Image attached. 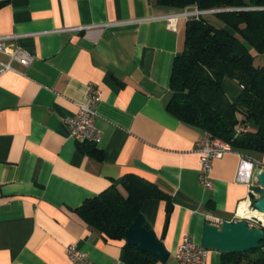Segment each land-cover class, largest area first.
I'll return each instance as SVG.
<instances>
[{
  "label": "crops",
  "instance_id": "0c3cea01",
  "mask_svg": "<svg viewBox=\"0 0 264 264\" xmlns=\"http://www.w3.org/2000/svg\"><path fill=\"white\" fill-rule=\"evenodd\" d=\"M0 3V36L18 35L15 44L34 57L0 76V264H72L64 250L70 245L95 264H127L126 241L101 236L76 211L113 185L125 193L128 173L170 198L141 208L170 253L155 264H179L185 235L202 245L207 215L233 220L264 157L232 151L214 162L211 190L198 181L195 150L204 131L165 106L186 27L180 19L172 30L168 19L183 10L156 0ZM90 84L102 91L95 121L102 136L93 146L102 161L82 152L64 123L88 103ZM224 88L234 99L241 92L230 80ZM220 255L211 251L207 264H221Z\"/></svg>",
  "mask_w": 264,
  "mask_h": 264
},
{
  "label": "trees",
  "instance_id": "16d2710c",
  "mask_svg": "<svg viewBox=\"0 0 264 264\" xmlns=\"http://www.w3.org/2000/svg\"><path fill=\"white\" fill-rule=\"evenodd\" d=\"M156 3L178 10L197 7L200 11H218L186 22L184 48L172 67L167 112L189 127L229 142L237 153L262 159L264 66L255 65L256 57L251 50L264 55V0H156ZM209 16L224 26L216 25ZM226 80L240 88L237 98H231L225 91ZM240 126L247 129L245 133L238 134ZM93 146L82 144L79 148L102 161L103 152ZM120 184L125 193L113 185L86 200L76 212L101 236L124 241L146 201L168 203L170 198L155 184L134 174L128 173ZM123 248L127 264L159 261L127 243ZM262 249L221 253V264H264Z\"/></svg>",
  "mask_w": 264,
  "mask_h": 264
},
{
  "label": "built area",
  "instance_id": "2783aa9c",
  "mask_svg": "<svg viewBox=\"0 0 264 264\" xmlns=\"http://www.w3.org/2000/svg\"><path fill=\"white\" fill-rule=\"evenodd\" d=\"M209 13L211 12L197 10V7H189L183 10V12L169 17V26L173 30L176 29V23L180 19L187 22L191 18H199ZM18 38V35L0 36V76L7 72L17 71L14 68V63L29 66L34 61V57L31 54L15 44ZM241 87L243 88V86ZM101 95L102 91L93 84H90L87 95L88 103L81 105L78 113L67 118L64 122L69 130V136L80 145H96L101 140L102 132L95 122L98 117L96 108H98L101 101ZM237 129L238 134L245 133L247 130L242 126ZM195 151L200 161L198 181L205 190H211L213 188L211 174L214 162L222 159L225 154L232 152V146L229 142H224L220 138H215L211 133L204 132L202 137L196 142ZM263 215L254 209L252 202L248 198L239 204L233 220L229 222L247 221L252 228H264ZM206 219L218 226L224 222V220L211 215H207ZM64 250L69 262L72 264H95L86 253L77 250V247L74 245H70ZM210 252V250L205 249L202 245L196 244L190 235H185L178 246L175 258H177L179 264H207Z\"/></svg>",
  "mask_w": 264,
  "mask_h": 264
},
{
  "label": "water",
  "instance_id": "95a60500",
  "mask_svg": "<svg viewBox=\"0 0 264 264\" xmlns=\"http://www.w3.org/2000/svg\"><path fill=\"white\" fill-rule=\"evenodd\" d=\"M218 12V11H210ZM220 12V11H219ZM145 73L151 67V54L147 56ZM252 185L249 199L256 211L264 214V169L259 167L252 175ZM168 211H172L171 205ZM144 217L139 215L130 226L126 234V243L138 247L142 252L151 254L162 262L170 258V253L154 234V230L144 224ZM202 246L210 251L220 253H245L250 250L264 248V228H252L247 221H224L220 226L207 223L204 229Z\"/></svg>",
  "mask_w": 264,
  "mask_h": 264
},
{
  "label": "rangeland",
  "instance_id": "374dc122",
  "mask_svg": "<svg viewBox=\"0 0 264 264\" xmlns=\"http://www.w3.org/2000/svg\"><path fill=\"white\" fill-rule=\"evenodd\" d=\"M209 17L213 20V22L216 25H218L220 27H223L224 26V24L221 21H219L218 19H216L215 17H213V16H209ZM251 52L256 57V59H255V65L263 67L264 66V55L263 56L258 55V53L255 52L253 49L251 50Z\"/></svg>",
  "mask_w": 264,
  "mask_h": 264
},
{
  "label": "bare ground",
  "instance_id": "6f19581e",
  "mask_svg": "<svg viewBox=\"0 0 264 264\" xmlns=\"http://www.w3.org/2000/svg\"><path fill=\"white\" fill-rule=\"evenodd\" d=\"M250 213V212H249ZM262 219H264V215L262 216Z\"/></svg>",
  "mask_w": 264,
  "mask_h": 264
}]
</instances>
